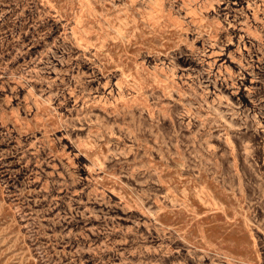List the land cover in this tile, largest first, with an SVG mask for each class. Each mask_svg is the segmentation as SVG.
<instances>
[{"label":"rangeland","instance_id":"374dc122","mask_svg":"<svg viewBox=\"0 0 264 264\" xmlns=\"http://www.w3.org/2000/svg\"><path fill=\"white\" fill-rule=\"evenodd\" d=\"M0 264H264V0H0Z\"/></svg>","mask_w":264,"mask_h":264}]
</instances>
